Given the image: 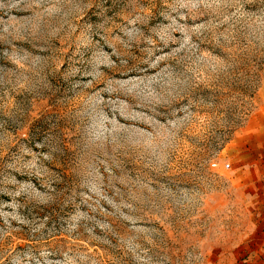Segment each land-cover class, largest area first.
<instances>
[{
  "label": "rangeland",
  "instance_id": "rangeland-1",
  "mask_svg": "<svg viewBox=\"0 0 264 264\" xmlns=\"http://www.w3.org/2000/svg\"><path fill=\"white\" fill-rule=\"evenodd\" d=\"M0 264H264V0H0Z\"/></svg>",
  "mask_w": 264,
  "mask_h": 264
},
{
  "label": "crops",
  "instance_id": "crops-1",
  "mask_svg": "<svg viewBox=\"0 0 264 264\" xmlns=\"http://www.w3.org/2000/svg\"><path fill=\"white\" fill-rule=\"evenodd\" d=\"M257 175H258V171H256Z\"/></svg>",
  "mask_w": 264,
  "mask_h": 264
}]
</instances>
